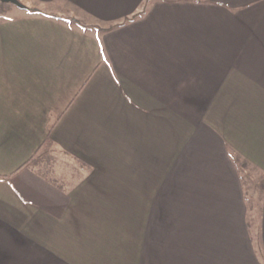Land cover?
<instances>
[{
    "label": "crops",
    "instance_id": "0c3cea01",
    "mask_svg": "<svg viewBox=\"0 0 264 264\" xmlns=\"http://www.w3.org/2000/svg\"><path fill=\"white\" fill-rule=\"evenodd\" d=\"M19 1L0 264H262L239 165L264 177V0Z\"/></svg>",
    "mask_w": 264,
    "mask_h": 264
},
{
    "label": "rangeland",
    "instance_id": "374dc122",
    "mask_svg": "<svg viewBox=\"0 0 264 264\" xmlns=\"http://www.w3.org/2000/svg\"><path fill=\"white\" fill-rule=\"evenodd\" d=\"M19 2L22 3L21 1ZM27 6L31 7V5H27ZM22 9L26 10V8H19L11 3L0 2V18L4 19L6 17L14 15L15 13H20L21 11H24ZM46 10L51 14L64 17L66 20H69L75 16L74 14H72L71 10L65 8H59L54 10L44 9V11ZM81 22H82L81 25L85 26V29L95 30V28H97L93 24L89 25L90 22L87 19L84 21L82 20ZM239 166L242 175L244 177V184L246 186L245 199L248 206L249 233L252 238V242L257 252V255L260 258L262 264H264V249L261 240V228H260L261 204H262L261 200H262V192H263L262 185H263L264 177L249 165H243V166L239 165Z\"/></svg>",
    "mask_w": 264,
    "mask_h": 264
},
{
    "label": "trees",
    "instance_id": "16d2710c",
    "mask_svg": "<svg viewBox=\"0 0 264 264\" xmlns=\"http://www.w3.org/2000/svg\"><path fill=\"white\" fill-rule=\"evenodd\" d=\"M28 10H30V11H40V10H38V9H36V8H30V9H28ZM40 12H42V11H40ZM51 17H53V18H60V17H58L57 15H55V14H51ZM68 21V23L69 24H73V21H75V19H69V20H67ZM82 29H85V26H83L82 27ZM55 121H56V119H53V121H52V123L50 124V128L53 126V124L55 123Z\"/></svg>",
    "mask_w": 264,
    "mask_h": 264
},
{
    "label": "water",
    "instance_id": "95a60500",
    "mask_svg": "<svg viewBox=\"0 0 264 264\" xmlns=\"http://www.w3.org/2000/svg\"><path fill=\"white\" fill-rule=\"evenodd\" d=\"M0 2H2V3H11L13 5H16L19 8H26V6L23 5L22 3H20L18 0H0Z\"/></svg>",
    "mask_w": 264,
    "mask_h": 264
}]
</instances>
